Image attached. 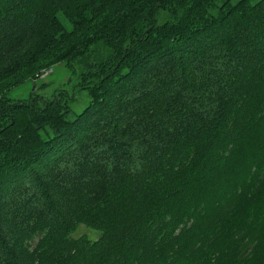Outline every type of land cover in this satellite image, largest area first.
Here are the masks:
<instances>
[{
	"label": "trees",
	"instance_id": "obj_1",
	"mask_svg": "<svg viewBox=\"0 0 264 264\" xmlns=\"http://www.w3.org/2000/svg\"><path fill=\"white\" fill-rule=\"evenodd\" d=\"M60 61L80 111L0 100V264H264V0H0V83Z\"/></svg>",
	"mask_w": 264,
	"mask_h": 264
},
{
	"label": "rangeland",
	"instance_id": "obj_2",
	"mask_svg": "<svg viewBox=\"0 0 264 264\" xmlns=\"http://www.w3.org/2000/svg\"><path fill=\"white\" fill-rule=\"evenodd\" d=\"M256 0H251L255 2ZM67 61H60L53 65L43 67L40 72L24 77L19 74L12 76L0 83V100H8L9 103L29 102L31 97L38 100V105L43 106L45 101L51 99H59L60 101H71L69 103L70 109L73 112H78L84 108L88 102L89 97L84 90H80L78 86V66L74 67V72L69 69ZM66 93L61 95L60 93ZM72 116V115H71ZM87 234L96 237L97 233L86 229L79 228L75 236Z\"/></svg>",
	"mask_w": 264,
	"mask_h": 264
}]
</instances>
